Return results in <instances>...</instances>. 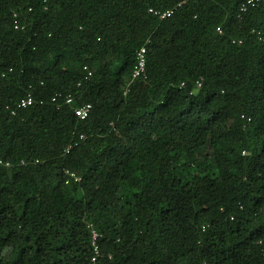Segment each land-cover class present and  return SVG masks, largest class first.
I'll list each match as a JSON object with an SVG mask.
<instances>
[{"label":"trees","instance_id":"trees-1","mask_svg":"<svg viewBox=\"0 0 264 264\" xmlns=\"http://www.w3.org/2000/svg\"><path fill=\"white\" fill-rule=\"evenodd\" d=\"M243 1L0 0V264H264V0Z\"/></svg>","mask_w":264,"mask_h":264},{"label":"built area","instance_id":"built-area-1","mask_svg":"<svg viewBox=\"0 0 264 264\" xmlns=\"http://www.w3.org/2000/svg\"><path fill=\"white\" fill-rule=\"evenodd\" d=\"M260 1L261 0H245L240 4L239 10L244 11L248 6H254L257 3H259ZM173 9L174 8H169L166 10H155V9L149 8L148 11L151 12L152 14L156 15L160 19H164L173 13ZM15 27H17V24H15ZM216 30L219 33L222 32V30L219 26L216 28ZM239 42H240V40H239ZM145 66H146V47L141 46L139 49L136 50V53H135V62H134L133 68L131 70L130 80H134V79L144 80V79H146L147 74H146ZM83 69L87 71V76L91 75V71L89 70L87 65L83 66ZM78 84H80V83H78ZM197 86H200V82H197ZM55 99H56V96L52 98V100H55ZM72 99L73 98L70 94L65 96V102L66 103H71ZM33 102H34L33 96L30 93H27L25 96H23L22 98H20L16 102L15 106L12 107V106L7 105L6 108L10 109L11 113L14 114L18 108L27 107L29 105H32ZM90 109H91V104L90 103H84V104H81V105L73 108V111L77 117H79L80 119H84L89 115ZM83 137H84L83 134H81L79 136V138H83ZM71 146H72V144H69L66 147V151H69ZM10 166H11L10 161L0 158V169L7 168ZM65 173L68 176L65 180L66 183L70 179H73V181H75V182H78L80 180V177L78 175H76L75 172L70 171L69 169H66ZM96 237H97V232L92 231L93 245H95L94 240L96 239ZM96 249H97V247L95 246V251H97ZM92 260H95V257H93Z\"/></svg>","mask_w":264,"mask_h":264}]
</instances>
